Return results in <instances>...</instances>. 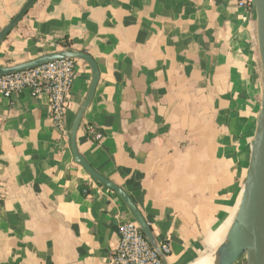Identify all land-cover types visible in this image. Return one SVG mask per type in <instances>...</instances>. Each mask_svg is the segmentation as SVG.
<instances>
[{
	"label": "crops",
	"instance_id": "0c3cea01",
	"mask_svg": "<svg viewBox=\"0 0 264 264\" xmlns=\"http://www.w3.org/2000/svg\"><path fill=\"white\" fill-rule=\"evenodd\" d=\"M28 0H0V31ZM100 79L79 153L131 197L168 264L211 259L241 202L263 84L253 9L236 0H38L0 45V67L62 50ZM68 134L47 97L0 94V264H112L120 197L75 162L70 131L93 72L77 60ZM92 126L102 135L95 141Z\"/></svg>",
	"mask_w": 264,
	"mask_h": 264
},
{
	"label": "water",
	"instance_id": "95a60500",
	"mask_svg": "<svg viewBox=\"0 0 264 264\" xmlns=\"http://www.w3.org/2000/svg\"><path fill=\"white\" fill-rule=\"evenodd\" d=\"M37 1L28 0L8 26L0 31V45ZM253 11L256 19L257 48L263 84L261 109L255 139L251 146L250 167L241 202L224 243L211 255L215 261L214 264H238L242 260H246L247 264H264V0H254ZM64 59L75 62L83 60L91 67L93 72V81L87 99L77 113L70 131L71 149L75 162L88 175L120 197L151 247L158 253L164 264H168V258L163 253L161 244L131 197L120 186L97 172L79 153L77 133L84 115L94 99L100 79V71L95 59L85 52L65 49L21 65L0 67V77Z\"/></svg>",
	"mask_w": 264,
	"mask_h": 264
},
{
	"label": "built area",
	"instance_id": "2783aa9c",
	"mask_svg": "<svg viewBox=\"0 0 264 264\" xmlns=\"http://www.w3.org/2000/svg\"><path fill=\"white\" fill-rule=\"evenodd\" d=\"M244 10L254 8V0H236ZM73 60H56L33 69L16 72L0 77V94L10 99L14 95L30 91L34 96H45L49 102L50 116L54 127L64 135L68 134L66 115L68 100L76 77V65ZM88 133L95 141L102 135L92 126ZM163 253L170 254L167 244L161 245ZM112 264H164L158 253L133 220L122 221L119 227V244L112 253ZM238 264H247L246 260Z\"/></svg>",
	"mask_w": 264,
	"mask_h": 264
},
{
	"label": "bare ground",
	"instance_id": "6f19581e",
	"mask_svg": "<svg viewBox=\"0 0 264 264\" xmlns=\"http://www.w3.org/2000/svg\"><path fill=\"white\" fill-rule=\"evenodd\" d=\"M214 263H215V261H214L213 258H211V259L209 260V259H207V257H206V259L199 260L196 264H214ZM194 264H195V263H194Z\"/></svg>",
	"mask_w": 264,
	"mask_h": 264
},
{
	"label": "trees",
	"instance_id": "16d2710c",
	"mask_svg": "<svg viewBox=\"0 0 264 264\" xmlns=\"http://www.w3.org/2000/svg\"><path fill=\"white\" fill-rule=\"evenodd\" d=\"M62 48H63V49H68V50H73V49L71 48L70 43H64V44H62Z\"/></svg>",
	"mask_w": 264,
	"mask_h": 264
}]
</instances>
